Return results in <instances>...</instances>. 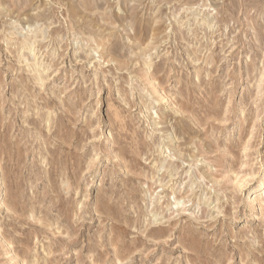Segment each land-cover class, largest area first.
Returning <instances> with one entry per match:
<instances>
[{
	"label": "rangeland",
	"instance_id": "rangeland-1",
	"mask_svg": "<svg viewBox=\"0 0 264 264\" xmlns=\"http://www.w3.org/2000/svg\"><path fill=\"white\" fill-rule=\"evenodd\" d=\"M0 264H264V0H0Z\"/></svg>",
	"mask_w": 264,
	"mask_h": 264
},
{
	"label": "bare ground",
	"instance_id": "bare-ground-1",
	"mask_svg": "<svg viewBox=\"0 0 264 264\" xmlns=\"http://www.w3.org/2000/svg\"><path fill=\"white\" fill-rule=\"evenodd\" d=\"M23 45H24V44H23ZM26 45H27V44H26ZM26 45H24V46H26ZM24 48H25V47H24ZM21 49H22V48H21ZM39 74H40V73H39ZM39 76H40V75H39ZM38 78H39V77H38ZM170 138H171V137H170ZM170 138H168V139H170ZM172 139H173V138H172ZM172 139H170V140L172 141ZM170 140H169V141H170ZM171 141H170V142H171ZM166 151H167V150H166ZM179 158H181V157H179ZM183 160H184V159H183ZM178 201H179V200H178ZM155 217H156V216H155ZM152 218H153V217H152ZM157 220H158V219H157Z\"/></svg>",
	"mask_w": 264,
	"mask_h": 264
}]
</instances>
